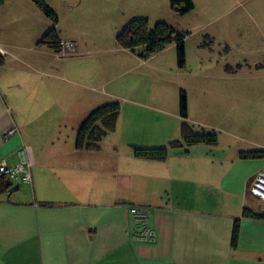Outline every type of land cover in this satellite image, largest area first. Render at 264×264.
<instances>
[{
	"label": "crops",
	"instance_id": "obj_1",
	"mask_svg": "<svg viewBox=\"0 0 264 264\" xmlns=\"http://www.w3.org/2000/svg\"><path fill=\"white\" fill-rule=\"evenodd\" d=\"M45 1L54 6L51 0ZM53 1L70 5L83 0ZM114 1L124 7L171 3ZM41 15L38 37L50 31L46 17ZM118 21L122 25L130 22L126 14ZM52 27L57 33L59 19ZM174 29L188 34L187 38L191 35L185 33L190 29ZM10 47L0 42L4 59L0 66V163L16 165L18 151L27 146L35 164L31 184L9 193L6 183H0V264H264V220L243 217L245 207L264 214V208L255 207L260 201L250 193L257 174L264 169V159H243L241 154L229 163H207L204 153L208 144L188 146L178 139L179 145L164 159L137 157L136 148L165 149L164 143L173 142L177 135L184 141L179 127L184 119L178 113L168 114L170 119H166L164 102L151 99L156 92L152 86L143 91L140 87L141 97H136L138 92L129 98L110 94L121 109L116 130L102 140L98 151L79 150L78 134L88 117L58 112L66 105L62 95L51 100L57 105L54 108L36 92L28 99L17 97L18 87L10 89V82L1 78L7 58L33 68ZM165 52L140 59L138 66H151ZM13 67L8 68L20 71ZM126 72L103 80L100 86H110ZM34 106L43 111L31 113ZM27 107L25 118L16 116L18 112L25 114ZM166 120L176 126L175 130L166 127ZM187 120L195 124L189 117ZM11 127L18 132L6 140L3 133ZM196 157L201 159L199 163ZM135 206L152 211L153 243L132 239L129 208ZM236 221L239 239L233 249Z\"/></svg>",
	"mask_w": 264,
	"mask_h": 264
},
{
	"label": "rangeland",
	"instance_id": "obj_2",
	"mask_svg": "<svg viewBox=\"0 0 264 264\" xmlns=\"http://www.w3.org/2000/svg\"><path fill=\"white\" fill-rule=\"evenodd\" d=\"M4 1L0 42L12 46L8 49L33 68L7 58L1 78L10 82V89L18 87L17 97L28 99L36 92L54 108L57 105L51 100L62 95L66 105L58 112L86 118L112 101L119 103L111 100L110 94L129 98L152 86L154 98L144 96L164 102L166 119L172 113L181 116V98H185L187 118L195 122L185 119V125L197 135L211 136L204 153L207 163H229L243 153L264 152V0H192L194 10L183 18L172 11L171 3L162 7L161 1L159 7H153V2L147 7H124L114 0H101L102 4L83 0L70 5L51 0L54 6H49L59 19L57 36L75 44L73 53L39 44L45 36L37 33L43 18L32 0ZM124 14L129 21L147 20L151 29L161 22L177 30L190 29L185 31L191 34L185 40V66L179 67L176 45L151 66H138L141 52L123 53L117 43L125 27L118 19ZM46 21L48 32L53 23ZM32 46L34 49H28ZM12 65L20 71H10ZM124 72L110 86H100L103 80ZM28 111L27 107L25 114L16 116L25 118ZM42 111L34 106L31 113ZM171 123L166 120V127L175 130ZM168 138L166 135L165 140ZM173 138L163 148L169 151L177 139L185 145L180 135ZM200 161L196 157V162Z\"/></svg>",
	"mask_w": 264,
	"mask_h": 264
},
{
	"label": "trees",
	"instance_id": "obj_3",
	"mask_svg": "<svg viewBox=\"0 0 264 264\" xmlns=\"http://www.w3.org/2000/svg\"><path fill=\"white\" fill-rule=\"evenodd\" d=\"M35 6L44 14V16L51 20L54 25L58 24V17L45 0H32ZM4 0H0V6L4 5ZM171 8L173 12L180 16H185L194 10L192 0H171ZM188 34H180L170 25L161 22L155 25L154 28H149L148 22L145 19H134L127 23L125 27L117 36V43L121 49L128 50L135 54L141 52L139 58L148 60L152 56L159 54L176 45L178 50L179 66H185V40ZM42 45H49L54 50H61V41L59 40L56 29L52 28L39 43ZM4 65L3 56L0 54V66ZM120 105L113 103L106 105L94 111L81 126L78 138L77 148L79 150L98 151L101 147L102 140L113 133L120 118ZM181 117L187 120V103L184 97L181 98ZM183 139L186 145H196L200 143L208 144V138L211 136L207 134L197 135L185 123L182 125ZM179 145L178 142L172 143V148ZM168 149H135V155L142 159H164L167 156ZM243 159H264V152L260 153H243ZM7 187V185H6ZM259 202V201H258ZM256 208H264V204L259 202ZM249 207L244 208L243 217L247 219L264 220V214H259ZM151 220V218H150ZM150 222V221H149ZM239 239V221L235 222L232 247L237 248Z\"/></svg>",
	"mask_w": 264,
	"mask_h": 264
},
{
	"label": "built area",
	"instance_id": "obj_4",
	"mask_svg": "<svg viewBox=\"0 0 264 264\" xmlns=\"http://www.w3.org/2000/svg\"><path fill=\"white\" fill-rule=\"evenodd\" d=\"M61 47L70 53L75 51V44L71 42L61 41ZM18 130L15 127L7 129L3 133L4 139L8 140L14 136ZM19 161L14 166H8L5 163H0V181H4L7 185L9 193L17 191L23 185L32 183V168L34 160L29 147H22L18 151ZM250 193L264 204V169L260 171L251 188ZM151 209L141 206L129 208L131 216V234L134 242L138 243H153L156 240V233L150 225Z\"/></svg>",
	"mask_w": 264,
	"mask_h": 264
}]
</instances>
